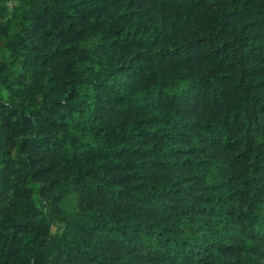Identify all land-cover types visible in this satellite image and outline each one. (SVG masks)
Wrapping results in <instances>:
<instances>
[{
	"label": "trees",
	"instance_id": "obj_1",
	"mask_svg": "<svg viewBox=\"0 0 264 264\" xmlns=\"http://www.w3.org/2000/svg\"><path fill=\"white\" fill-rule=\"evenodd\" d=\"M0 0V264H264V0Z\"/></svg>",
	"mask_w": 264,
	"mask_h": 264
},
{
	"label": "rangeland",
	"instance_id": "obj_2",
	"mask_svg": "<svg viewBox=\"0 0 264 264\" xmlns=\"http://www.w3.org/2000/svg\"><path fill=\"white\" fill-rule=\"evenodd\" d=\"M5 20H9L14 28H18V21H19V15L21 13V10L23 8L22 1L21 0H9L5 2ZM0 54H4V50L2 49V45L0 42Z\"/></svg>",
	"mask_w": 264,
	"mask_h": 264
}]
</instances>
